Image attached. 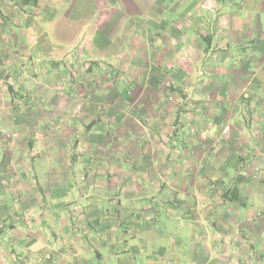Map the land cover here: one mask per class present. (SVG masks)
Segmentation results:
<instances>
[{
	"label": "crops",
	"instance_id": "0c3cea01",
	"mask_svg": "<svg viewBox=\"0 0 264 264\" xmlns=\"http://www.w3.org/2000/svg\"><path fill=\"white\" fill-rule=\"evenodd\" d=\"M9 177L0 264H264V0H0Z\"/></svg>",
	"mask_w": 264,
	"mask_h": 264
},
{
	"label": "built area",
	"instance_id": "2783aa9c",
	"mask_svg": "<svg viewBox=\"0 0 264 264\" xmlns=\"http://www.w3.org/2000/svg\"><path fill=\"white\" fill-rule=\"evenodd\" d=\"M80 109H81V105H78V106H77V109H76V112H75L73 115L76 116ZM229 129H230V124H226V125L224 126V128H223L222 134H226V133L229 131ZM3 133L6 134V135H8V134L6 133V131H3ZM11 181H12V178L9 177V178H4V179H2V180L0 181V183L3 184V185H6L7 183H9V182H11Z\"/></svg>",
	"mask_w": 264,
	"mask_h": 264
},
{
	"label": "rangeland",
	"instance_id": "374dc122",
	"mask_svg": "<svg viewBox=\"0 0 264 264\" xmlns=\"http://www.w3.org/2000/svg\"><path fill=\"white\" fill-rule=\"evenodd\" d=\"M75 112H76V111H75ZM77 114H78V113H77ZM6 133H8V132H6ZM1 180H2V179H0V181H1ZM0 184H1V183H0ZM250 253H251V252H250ZM250 253H249V254H250ZM250 255H251V254H250ZM247 262H248V261H247Z\"/></svg>",
	"mask_w": 264,
	"mask_h": 264
}]
</instances>
